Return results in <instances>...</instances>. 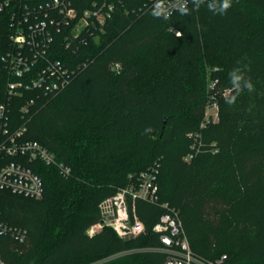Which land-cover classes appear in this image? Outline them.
Returning a JSON list of instances; mask_svg holds the SVG:
<instances>
[{
    "label": "trees",
    "instance_id": "1",
    "mask_svg": "<svg viewBox=\"0 0 264 264\" xmlns=\"http://www.w3.org/2000/svg\"><path fill=\"white\" fill-rule=\"evenodd\" d=\"M206 3L164 20L138 10L140 0H123L89 45L77 52L54 45L72 66L88 59L66 88L12 98L9 131L26 123L25 138L39 140L71 171L37 160L30 165L44 181L41 198L0 189L3 217L25 231L21 240L0 237L6 264H163L162 252L131 250L160 244L152 226L165 202L179 211L199 255L264 264V0H232L223 15ZM9 33L0 13V54L10 48ZM237 67L255 90L228 105ZM12 78L0 58L1 96ZM215 91L219 120L201 126ZM28 97L36 101L24 113ZM152 166L160 203L135 202L146 233L123 239L104 226L88 234L103 200ZM246 230L254 236L243 240Z\"/></svg>",
    "mask_w": 264,
    "mask_h": 264
},
{
    "label": "built area",
    "instance_id": "2",
    "mask_svg": "<svg viewBox=\"0 0 264 264\" xmlns=\"http://www.w3.org/2000/svg\"><path fill=\"white\" fill-rule=\"evenodd\" d=\"M123 0H0V13L10 22V48L0 54L10 75L4 96L0 95V189L14 194L41 198L44 181L30 165L34 161L57 166L66 175L71 169L58 161L55 153L39 140L25 138L26 123L10 132L9 105L15 96L22 97L27 90L36 91L38 98L50 97L66 88L80 69L88 63L83 60L72 66L57 57L54 45L59 40L74 52L90 44L106 31L119 4ZM155 0H140L138 10H151ZM191 3L189 0L188 5ZM136 7L133 10H137ZM175 11H173L174 13ZM116 64V68H119ZM218 80L211 81L214 88ZM37 98V99H38ZM36 97H28L21 106L27 113ZM220 102L213 92L206 105L202 126L219 120ZM195 139L199 133L193 134ZM196 149V145L192 146ZM193 153L188 154L191 158ZM158 168L152 166L141 172L129 186L119 189L101 203V218L92 224L87 233L95 234L104 226L112 227L123 239L137 238L147 226L135 209L137 200L160 203ZM165 211L152 226L160 244L140 246L131 251H157L165 254L163 264H225L226 253L206 258L193 251L179 211L163 203ZM24 229L8 222L0 207V237L6 234L21 240ZM0 264H6L0 253Z\"/></svg>",
    "mask_w": 264,
    "mask_h": 264
},
{
    "label": "clouds",
    "instance_id": "3",
    "mask_svg": "<svg viewBox=\"0 0 264 264\" xmlns=\"http://www.w3.org/2000/svg\"><path fill=\"white\" fill-rule=\"evenodd\" d=\"M206 0H191L196 9L205 4ZM189 0H155L150 14L157 19L167 20L171 17L173 11H177L183 15L189 14ZM206 7L213 14H225L232 7V0H207ZM177 37H181V32H176ZM232 90L236 93L225 97L228 105H234L238 95L247 90L249 93L255 90L253 83L244 75V71L237 67L229 73ZM151 131V129H147Z\"/></svg>",
    "mask_w": 264,
    "mask_h": 264
},
{
    "label": "rangeland",
    "instance_id": "4",
    "mask_svg": "<svg viewBox=\"0 0 264 264\" xmlns=\"http://www.w3.org/2000/svg\"><path fill=\"white\" fill-rule=\"evenodd\" d=\"M226 92L228 93V91H226ZM203 121H204V117H203L202 120L200 121V125H201V126H202ZM187 158H188V157H187ZM253 236H254V233L251 232V231H248V230L244 231L243 234H242V238H243V240H248V239L252 238Z\"/></svg>",
    "mask_w": 264,
    "mask_h": 264
}]
</instances>
